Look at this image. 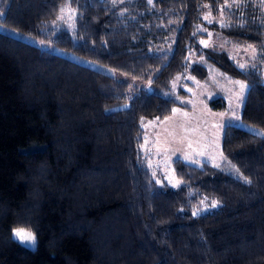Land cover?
I'll list each match as a JSON object with an SVG mask.
<instances>
[{"label": "trees", "instance_id": "1", "mask_svg": "<svg viewBox=\"0 0 264 264\" xmlns=\"http://www.w3.org/2000/svg\"><path fill=\"white\" fill-rule=\"evenodd\" d=\"M0 11L2 25L145 85L0 32V264H264V138L226 126L221 167L177 160L173 190L155 180L141 126L187 95L174 81L194 55L247 81L241 120L264 131V0H0ZM213 32L256 48L253 64L206 47ZM188 72L206 77L201 63Z\"/></svg>", "mask_w": 264, "mask_h": 264}, {"label": "rangeland", "instance_id": "2", "mask_svg": "<svg viewBox=\"0 0 264 264\" xmlns=\"http://www.w3.org/2000/svg\"><path fill=\"white\" fill-rule=\"evenodd\" d=\"M2 17L3 12L0 11V19ZM0 32L127 82L132 87L145 86L138 80L130 79L109 68L76 57L50 43L23 35L1 23ZM205 45L216 53L225 54L240 70L248 69L257 55L256 48L229 43L223 35L214 32L209 34ZM195 63H201L205 67L204 80L188 72L190 66ZM262 82L264 84V67ZM241 85L244 87L241 88ZM248 87L249 84L243 78L233 77L205 59H196L194 55L191 57L187 70L174 81L175 91L182 89L187 95L179 96L177 99L179 105L173 108L168 117L159 120H141L144 130L142 149L148 157L149 166L158 183L166 184L173 190L183 185V181L174 169V162L177 160L191 165L208 163L215 168H220L223 162L222 137L224 128L228 125L239 127L264 138V131L247 125L241 120ZM216 101H223L226 105L225 109H212L210 104ZM216 207L217 203H211L208 208ZM17 230L24 229H14V239L25 247L33 248L36 244L35 239L31 242L21 241L15 236Z\"/></svg>", "mask_w": 264, "mask_h": 264}, {"label": "snow or ice", "instance_id": "3", "mask_svg": "<svg viewBox=\"0 0 264 264\" xmlns=\"http://www.w3.org/2000/svg\"><path fill=\"white\" fill-rule=\"evenodd\" d=\"M244 86L241 85V88H243ZM15 236L20 239L21 241H27V242H31L34 241V236L31 233L25 232L24 230H17L15 232Z\"/></svg>", "mask_w": 264, "mask_h": 264}]
</instances>
